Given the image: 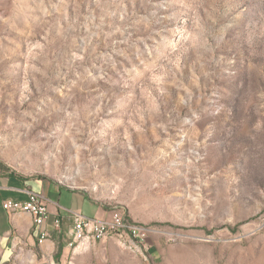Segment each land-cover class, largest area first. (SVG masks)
Wrapping results in <instances>:
<instances>
[{
  "label": "rangeland",
  "instance_id": "1",
  "mask_svg": "<svg viewBox=\"0 0 264 264\" xmlns=\"http://www.w3.org/2000/svg\"><path fill=\"white\" fill-rule=\"evenodd\" d=\"M0 170L146 230L78 264H264V0H0Z\"/></svg>",
  "mask_w": 264,
  "mask_h": 264
},
{
  "label": "crops",
  "instance_id": "2",
  "mask_svg": "<svg viewBox=\"0 0 264 264\" xmlns=\"http://www.w3.org/2000/svg\"><path fill=\"white\" fill-rule=\"evenodd\" d=\"M29 190L47 201L48 215L40 226L33 223L29 213L7 212L1 206L5 199H26ZM110 211L103 209L86 193L61 186L49 178L27 177L18 172L0 170V252L4 259L9 258L16 249H21L27 251L31 258L40 260V264H52L54 260L62 264H78L82 259L83 247L75 243L70 245L74 240L71 241L74 213L103 218ZM55 219L59 220L57 228L54 226ZM43 231L46 235L39 242ZM111 237L128 238L110 235L104 240ZM95 243L89 240L85 247Z\"/></svg>",
  "mask_w": 264,
  "mask_h": 264
},
{
  "label": "built area",
  "instance_id": "3",
  "mask_svg": "<svg viewBox=\"0 0 264 264\" xmlns=\"http://www.w3.org/2000/svg\"><path fill=\"white\" fill-rule=\"evenodd\" d=\"M2 208L7 212H18V210H33L34 224L40 226L48 215L47 201L40 194L34 191H27L26 199L14 200L5 199L1 203ZM54 226H59V220H54ZM87 230L96 231V242H104V238H97V231L110 230V232L119 235H130L139 239L141 242L146 237V230L141 226L125 219L121 212L111 210L108 216L103 218L86 217L81 213H74V223L72 228V239L74 236H86ZM43 231L39 236V242L45 237ZM83 247V245L81 246ZM52 264H62L60 262H52Z\"/></svg>",
  "mask_w": 264,
  "mask_h": 264
},
{
  "label": "bare ground",
  "instance_id": "4",
  "mask_svg": "<svg viewBox=\"0 0 264 264\" xmlns=\"http://www.w3.org/2000/svg\"><path fill=\"white\" fill-rule=\"evenodd\" d=\"M18 211L29 213L32 216V221L34 223V211L33 210H18ZM110 235L126 236V237L130 238L131 240L141 242L139 239L133 238V236H130V235H119L117 233L110 232V230L97 231V238H104L105 239ZM89 240L96 241V231L95 230H87L86 236H74V240L70 243V245L76 244L79 247H81L83 245V248H84Z\"/></svg>",
  "mask_w": 264,
  "mask_h": 264
},
{
  "label": "water",
  "instance_id": "5",
  "mask_svg": "<svg viewBox=\"0 0 264 264\" xmlns=\"http://www.w3.org/2000/svg\"><path fill=\"white\" fill-rule=\"evenodd\" d=\"M42 264H47V263H42Z\"/></svg>",
  "mask_w": 264,
  "mask_h": 264
}]
</instances>
